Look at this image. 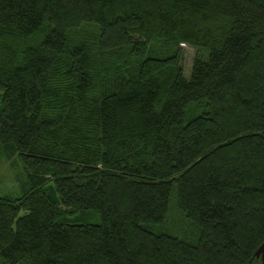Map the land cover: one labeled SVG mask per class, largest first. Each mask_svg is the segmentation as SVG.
Here are the masks:
<instances>
[{
    "label": "trees",
    "instance_id": "16d2710c",
    "mask_svg": "<svg viewBox=\"0 0 264 264\" xmlns=\"http://www.w3.org/2000/svg\"><path fill=\"white\" fill-rule=\"evenodd\" d=\"M0 149V264H261L264 0H0Z\"/></svg>",
    "mask_w": 264,
    "mask_h": 264
},
{
    "label": "rangeland",
    "instance_id": "374dc122",
    "mask_svg": "<svg viewBox=\"0 0 264 264\" xmlns=\"http://www.w3.org/2000/svg\"><path fill=\"white\" fill-rule=\"evenodd\" d=\"M185 52L184 66L188 73L194 57V49L188 45L183 47ZM26 173L23 166L14 160L7 159V156L0 149V197L15 198L21 196L25 191L24 179ZM171 197H175L174 191ZM78 222H84L85 219L79 216ZM176 228L175 225H173Z\"/></svg>",
    "mask_w": 264,
    "mask_h": 264
},
{
    "label": "water",
    "instance_id": "95a60500",
    "mask_svg": "<svg viewBox=\"0 0 264 264\" xmlns=\"http://www.w3.org/2000/svg\"><path fill=\"white\" fill-rule=\"evenodd\" d=\"M255 257L260 259L261 264H264V240L255 252Z\"/></svg>",
    "mask_w": 264,
    "mask_h": 264
}]
</instances>
